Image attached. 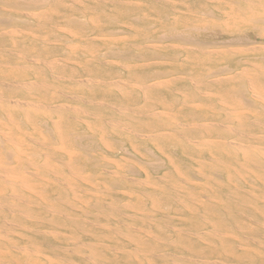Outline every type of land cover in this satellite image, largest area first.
Wrapping results in <instances>:
<instances>
[{
    "label": "bare ground",
    "instance_id": "1",
    "mask_svg": "<svg viewBox=\"0 0 264 264\" xmlns=\"http://www.w3.org/2000/svg\"><path fill=\"white\" fill-rule=\"evenodd\" d=\"M179 1L0 0V264H264V0Z\"/></svg>",
    "mask_w": 264,
    "mask_h": 264
},
{
    "label": "rangeland",
    "instance_id": "2",
    "mask_svg": "<svg viewBox=\"0 0 264 264\" xmlns=\"http://www.w3.org/2000/svg\"><path fill=\"white\" fill-rule=\"evenodd\" d=\"M6 1H14V0H6ZM123 1H125V2H127V3H131V4H134V5H137V6H139V11L137 12V13H135V17H139V18H141V19H146V18H149V20H150V23H147V25L146 24H142V30H145L146 28H149L150 26V28L151 29H156V28H158L159 29V27L161 26V24L159 23V20H158V16H155V17H153L152 18V16L154 15V13L156 12V11H159V15H160V17H162L163 19H165V20H168V18H174V19H183L184 17H186L187 16V12L186 11H184V10H182L184 7H183V5H176V6H178L179 7V9L176 11V13L174 12V11H172L171 10V8H169L168 7V5H167V8H166V6H163V5H161L162 7H160V6H157V8L156 9H154L152 6V1L153 0H123ZM137 2V3H134V2ZM177 1V2H176ZM180 3V1L179 0H174V5L175 4H179ZM191 3H192V1L191 0H187L186 2H185V4H190L191 5ZM193 3H194V1H193ZM84 8L85 7H88L87 9H88V11H89V13L91 12L92 13V9L90 8V6H92L90 3H85L84 5ZM82 6V7H83ZM148 7V8H147ZM181 8V9H180ZM180 10H181V13H180ZM162 11V12H161ZM136 12V11H135ZM87 14V15H82L83 14V12H82V10L81 11H76V13H75V16L76 17H79V18H81L82 20H84V21H86V22H88L89 21V24H93V22H92V16H94V17H96L95 16V14L97 15V13L98 12H93L92 14ZM167 15V16H166ZM197 16H200V15H197ZM182 17V18H181ZM89 18V19H88ZM221 15L219 14V13H217L216 12V16H215V22L214 23H217V24H219V25H221V26H223L224 27V20H221ZM95 19H97V18H95ZM151 19H153V20H151ZM122 20V19H121ZM129 21H130V19H125V20H123L122 22H126V26H124V28H123V30L124 31H126V33H124V34H120L122 37H126V41L127 42H137V40H139L138 38L136 39L135 37L136 36H134L137 32H134L135 30H136V28H134V27H132V26H130V24H129ZM152 22V23H151ZM156 22V23H155ZM172 23L171 21H167V23ZM179 28H181V26H178ZM155 31V30H154ZM130 32V33H129ZM255 38V37H254ZM257 38V37H256ZM156 44H158L157 45V47L158 46H161V50H162V46H164V49H165V46H167V45H173V46H175V43H173V42H167L166 43V41L165 42H163L162 44H160V43H156ZM19 46V45H18ZM18 46H16L15 45V43H13V42H9L7 45H6V50L7 51H11L12 49H17V50H19V48H26L27 50H33V49H35V44H33V43H31V42H29V40L27 41V42H25V43H22L21 45H20V47H18ZM122 47V46H121ZM180 49V48H179ZM164 51V50H163ZM166 51H164V53H165ZM182 53V55H180V56H178V54H176V53H166L167 55H168V57H169V59L168 60H170L171 58L173 59V57H175L176 56V58L178 59V58H188V60H189V55H191L192 56V54H189V53H186V52H181ZM250 56H252V55H250ZM63 57V56H62ZM179 61H180V59H179ZM263 60H259L258 61V64H263ZM175 63H176V61H174V59H173V61L171 60L169 63H166V67H169V66H171L172 64H174V70H177V67L179 66H175ZM181 62H179V63H177V64H180ZM228 65H230L231 67H234V65H233V63H234V60H232V61H230V62H226ZM127 147H129L130 149H131V147L129 146V145H127ZM143 148V147H142ZM149 149H151V150H154V153L155 154H157L158 155V152L154 149V147L153 146H150V147H148ZM144 149V148H143ZM145 149L144 150H142L141 151V154H135L136 156H135V159L138 161L139 159H141V157H143V155H145ZM177 154V155H176ZM176 157H175V159H176V161L182 166V167H184V168H189V167H192V165H193V161L187 156V155H185L182 151H177L176 152ZM121 156H122V154H121V152L120 153H117L116 154V156H114V158H116L117 157V159H120L121 158ZM135 160V161H136ZM166 165H167V169L168 170H171L170 168H171V165L168 163V162H166Z\"/></svg>",
    "mask_w": 264,
    "mask_h": 264
}]
</instances>
